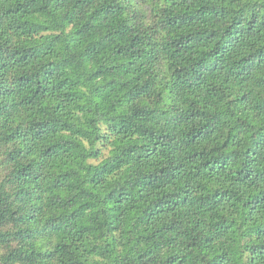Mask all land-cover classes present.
Masks as SVG:
<instances>
[{"label": "clouds", "instance_id": "9594fccd", "mask_svg": "<svg viewBox=\"0 0 264 264\" xmlns=\"http://www.w3.org/2000/svg\"><path fill=\"white\" fill-rule=\"evenodd\" d=\"M0 264H264V0H0Z\"/></svg>", "mask_w": 264, "mask_h": 264}]
</instances>
